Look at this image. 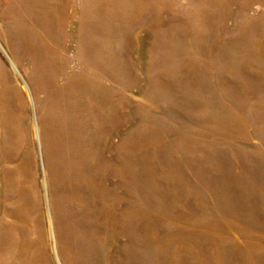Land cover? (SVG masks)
<instances>
[{"label": "rangeland", "instance_id": "374dc122", "mask_svg": "<svg viewBox=\"0 0 264 264\" xmlns=\"http://www.w3.org/2000/svg\"><path fill=\"white\" fill-rule=\"evenodd\" d=\"M0 264H264V0H0Z\"/></svg>", "mask_w": 264, "mask_h": 264}]
</instances>
